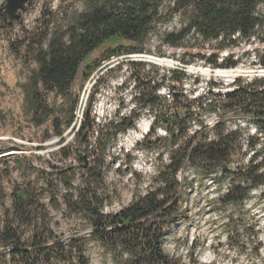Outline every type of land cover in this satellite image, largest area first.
Returning a JSON list of instances; mask_svg holds the SVG:
<instances>
[{"label": "trees", "instance_id": "obj_1", "mask_svg": "<svg viewBox=\"0 0 264 264\" xmlns=\"http://www.w3.org/2000/svg\"><path fill=\"white\" fill-rule=\"evenodd\" d=\"M260 7H264V0H85L79 11L63 20L56 16L55 21L51 12L44 14L41 24L26 30L13 50L28 70L26 80L20 84L22 113L33 128L41 130L42 140L54 135L62 143L64 132L74 128L79 100L74 85L79 75L87 80L114 57L147 51L148 36L154 30L158 31L161 44L170 47L183 46L190 39L200 41L202 46L215 42L210 57L197 55L217 66V52L223 48L253 39L264 41V11ZM174 16L178 17V25L167 29ZM17 21L18 17L9 16L3 6L0 8V27L11 28ZM115 41L125 44L109 45L90 60L94 52ZM182 60L187 64L185 55ZM224 64L232 67L236 61L229 58ZM261 64L264 66V51ZM184 76L183 70H172L171 77L176 83ZM148 83L142 81L145 88L140 91L142 106L153 108L159 102L165 103L166 99L162 100L155 87L146 86ZM223 100L227 102L225 109L245 112L264 134V78L238 85ZM174 101L178 98L174 97ZM83 115L74 131V137L84 145L83 150H76L74 163L65 162L54 172L68 187L63 196L66 211L70 216L84 218L92 231L90 238L109 254L111 264H184L163 247L167 230L186 215L177 176L184 167L196 169L201 179L227 181L225 192L218 195L216 202L220 208L233 210L230 219L235 212L244 214L245 201L251 192L264 185V141L258 147L259 137H248L247 147L252 152L246 162L232 166L234 156L240 153L233 152L240 147L239 128L226 132L220 122L214 129V138L207 140L200 131L187 132V119L162 111L154 119L151 133L156 125L165 122L174 142L188 133L186 141L167 153L168 162L158 171L156 185L136 194L119 211L105 213L103 209L111 197L103 186L105 152L98 150L118 131L133 127V118L121 116L115 124L109 121L105 132L99 131L93 147L86 133L94 122L87 110ZM59 153L67 158L71 152L64 144ZM7 169L0 168V264H91L85 238L72 236L62 240L47 224L37 226L44 207L30 186L16 187L11 194V208L6 206L2 180L8 175ZM72 175L79 177L76 187ZM23 227L32 228L28 238Z\"/></svg>", "mask_w": 264, "mask_h": 264}, {"label": "rangeland", "instance_id": "obj_2", "mask_svg": "<svg viewBox=\"0 0 264 264\" xmlns=\"http://www.w3.org/2000/svg\"><path fill=\"white\" fill-rule=\"evenodd\" d=\"M4 3L5 0H0V8ZM84 4L85 0H30L19 12V21L11 28L0 27V168H8V175L2 180L8 208H11L14 189L20 185L30 186L44 207V211L38 215L37 226L47 224L50 231L62 240H69L72 236L85 238L90 263L111 264L109 254L90 238L92 231L84 218L70 216L66 211L63 196L68 187L54 172L65 162L74 163L76 150H83L84 145H80L74 137V131L84 118L83 111L87 110L89 119L94 122L86 133L93 147L99 131L104 133L109 121L115 124L121 116L133 118V127L118 131L103 149L98 150L105 152L103 186L111 197V202L103 209L105 213L119 211L136 194H143L149 187L156 185L158 171L168 162L167 153L186 141L188 133L174 142V137L165 129V122L156 125L151 133L154 119L162 111H170L177 116L182 110L191 111L193 118L199 121L204 114L203 109L198 107L200 101L208 104L218 102L222 107L220 119L225 129H232L237 119L243 118L238 125L241 132L240 147L233 151L240 153L234 156L232 166L244 163L248 153L252 152L246 144L248 135L252 134L250 126H253L254 119H249L251 117L239 109H225L227 102L219 99L218 94L264 78V66L261 64L264 41L253 39L237 46L225 47L231 48L228 50L233 52L236 65L227 67L223 64L217 68L206 61L213 53L215 42L202 46L200 41L190 39L183 46L170 47L161 44L158 31L154 30L148 36L147 51L114 57L87 80L79 75L74 85V92L79 96L72 123L74 128L71 130L69 127L64 132L62 143L54 135L42 140L41 130L33 128L21 110L23 94L20 84L26 80L28 70L14 54V46L26 30L41 24L44 14L51 12L55 21L56 16L63 20L65 16L79 11ZM259 10L264 11V7ZM178 23V17L174 16L167 29ZM118 44L125 42L106 43L91 55L90 60L97 58L107 46ZM197 54L206 58L198 57ZM147 55L171 60L172 66L146 61ZM183 55L187 64L183 63ZM136 56L141 60L134 58ZM191 66L207 68L211 72L240 68L243 73L248 71L249 75L239 74L224 80L219 76L207 77L189 72ZM176 69H182L185 73L178 83L171 77L172 70ZM142 81L149 82L146 85L148 88L155 87L162 100L166 99L165 103L159 102L153 108L142 106L140 91L145 89ZM172 88L175 93L171 95ZM168 92L170 96L167 97ZM174 97L178 98L177 102ZM50 100L53 101L51 96ZM142 119L148 121L149 131L144 133L139 130L137 137L131 139L130 134L139 129L137 124ZM260 138L262 142L261 135ZM64 144L71 152L67 158L59 153V147ZM133 144L135 146L131 147ZM72 176L73 187H76L79 177ZM177 176L181 182L180 192L186 215L173 222L167 230L163 240L165 252L181 258L184 264H264V185L251 192L250 198L245 201L244 214L235 212L233 219H230L233 210L220 208L216 202L218 195L225 192L227 181L216 183L210 178L201 179L197 170L188 166L181 169ZM23 230L25 238H28L32 228L23 227ZM191 259L196 262H190Z\"/></svg>", "mask_w": 264, "mask_h": 264}, {"label": "built area", "instance_id": "obj_3", "mask_svg": "<svg viewBox=\"0 0 264 264\" xmlns=\"http://www.w3.org/2000/svg\"><path fill=\"white\" fill-rule=\"evenodd\" d=\"M228 49L229 48H225V49L217 52V56H216V64H217L216 67L217 68L221 67V64H224V62L229 58H232L234 60L235 56H233V52H229V50H231V48L229 50ZM134 58H136L137 60H141V58H139L137 56ZM209 65L213 66L211 64H209ZM180 70H182V69H180ZM233 82H236V81L234 80ZM167 88L169 91L170 88L169 87H167ZM237 88L238 87L236 86L235 89H237ZM233 90L234 89L221 91L218 94L219 99H224L225 96L228 93L232 92ZM211 91H213V90H211ZM172 94H173V90L171 89V95ZM166 96L167 97L170 96L169 92L167 93ZM198 107H199V109L202 108L204 111V114L201 117V120H199V121L197 119L193 118V113L191 111L182 110L181 114L178 116L180 119H187V124H188L187 130H188L189 134H193L195 131H198V132L200 131V133L202 135H204L207 138V140H211L214 138L215 127L217 126L218 123L222 122L220 119V113H221V109H222L221 104L219 105L218 102H211L208 104L207 102L200 101ZM241 119H243V118H241ZM241 119L238 118L237 119L238 124L235 123L233 128L232 129H226V132L236 130L238 128V125L241 124ZM249 119H252V118H249ZM244 124L247 125L246 122H244ZM250 127H251L250 130L252 131L251 135H256L257 137H259L260 143H261V138H260V135H261L263 137V139H262V142H263L264 141V134L262 132L258 131V129L256 128L254 123H253V126L251 125ZM148 130H149V125L146 128V130L143 132L147 133ZM249 136L250 135H248V137ZM248 137H247V142H248ZM130 138L132 139L133 137H130ZM133 146H135V144L131 145V147H133ZM246 146H247V144H246ZM123 148H125V150H127L125 146H123Z\"/></svg>", "mask_w": 264, "mask_h": 264}, {"label": "bare ground", "instance_id": "obj_4", "mask_svg": "<svg viewBox=\"0 0 264 264\" xmlns=\"http://www.w3.org/2000/svg\"><path fill=\"white\" fill-rule=\"evenodd\" d=\"M145 57H146L145 58L146 61L153 62V63H156L158 65L167 66V67L172 66L171 60L160 58L157 56H152V55H147ZM188 71L194 72V73H200V74L207 76V77L211 76V75L212 76H219V77L223 78L224 80H230L239 74L249 75V73H247L248 71L243 73V70H241L240 68H236V69H232V70H215L214 72H211L207 68L202 69V68H194L193 66H191V67H189ZM244 71H246V70H244ZM147 127H148V121H146L145 119L140 120L139 123L137 124V128H139V129L134 131L133 133H131L129 137L136 138L137 135L139 134V130L143 132L146 130Z\"/></svg>", "mask_w": 264, "mask_h": 264}, {"label": "water", "instance_id": "obj_5", "mask_svg": "<svg viewBox=\"0 0 264 264\" xmlns=\"http://www.w3.org/2000/svg\"><path fill=\"white\" fill-rule=\"evenodd\" d=\"M28 1L30 0H5L3 9L9 16L18 17Z\"/></svg>", "mask_w": 264, "mask_h": 264}]
</instances>
